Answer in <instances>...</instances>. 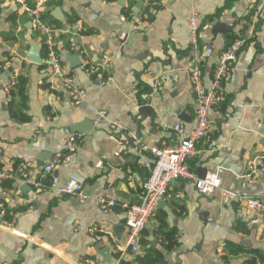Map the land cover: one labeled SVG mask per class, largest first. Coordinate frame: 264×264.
Returning <instances> with one entry per match:
<instances>
[{"label": "crops", "instance_id": "crops-1", "mask_svg": "<svg viewBox=\"0 0 264 264\" xmlns=\"http://www.w3.org/2000/svg\"><path fill=\"white\" fill-rule=\"evenodd\" d=\"M26 2L47 15L65 72L74 76L86 99L75 106L52 74L47 37L32 16L15 0H0V171L15 173L25 164L39 179L76 136L75 157L53 177L59 187L79 179L87 200L37 189L19 175L0 178V264L133 261L138 254L123 248L127 227L120 240L115 231L126 226L125 212L118 207L105 213L98 199L140 202L155 166L151 147L176 146L183 136L174 127L182 125L187 136L196 125L192 69L200 65L204 85L211 89L220 55L241 38L248 43L223 82L226 99L212 109L209 134L189 160L198 179L205 173L218 176L221 187L201 194L187 180L171 182L141 236L139 255L155 249L164 264H248L252 251L264 254V216L224 196L232 191L264 201V11L255 16L264 0ZM57 8L62 21L53 15ZM194 9L203 22L199 50L188 28ZM139 20L143 24L136 29ZM219 23L230 29L215 35ZM32 42L43 45L41 64L30 59ZM206 46L213 48L209 57L203 54ZM73 55L81 66L68 61ZM105 57L107 83L85 72L86 61L99 64ZM15 76L25 82L24 95L8 97L4 87ZM147 100L155 116L148 113L139 129V109ZM116 122L121 129L113 128ZM53 177L46 179L48 186ZM2 205L10 221L1 217ZM101 243L111 248L110 263L98 253Z\"/></svg>", "mask_w": 264, "mask_h": 264}, {"label": "built area", "instance_id": "built-area-1", "mask_svg": "<svg viewBox=\"0 0 264 264\" xmlns=\"http://www.w3.org/2000/svg\"><path fill=\"white\" fill-rule=\"evenodd\" d=\"M15 2L21 5L32 16L35 27L45 33L47 37L45 43L49 53L48 66L52 74L62 82L73 104L79 106L86 99V92L77 86L73 75L65 72L63 62L55 50V29L43 20L39 8L29 7L26 0H15ZM263 11L264 5L259 6L255 16L257 17ZM142 24V21L139 20L135 28H139ZM202 27L203 22L200 13L197 9H194L188 21V28L190 31V41L195 50L200 49V33ZM247 43L248 39L246 38L237 39L220 55L214 72L213 86L211 89H206L204 85V73L200 65H196L192 69L191 82L197 95L196 125L187 136L182 125L178 124L174 127L175 131L183 136L180 143L176 146L157 145L151 147L150 151L156 161L150 177L144 182V194L140 202L137 204L123 203L119 205L112 198L105 196L99 197V205L105 213H113L118 207L125 212L126 227L128 229L123 245L125 250H131L134 254L141 252V236L156 213L160 200L167 194L168 186L171 182L187 180L194 184L201 194H211L221 187V180L218 176H207L205 179H198L196 174L191 170L189 160L197 154L198 145L209 134L211 128V111L226 99L225 93L222 90L223 82L232 72L240 52L246 47ZM71 49H77V43L75 41L71 42ZM212 53L213 48L211 46L204 48L203 54L206 57L211 56ZM109 66L110 63L106 57L99 64L86 61L85 72L99 78L103 83H107L110 79L108 75ZM17 78L15 76L4 87V94L8 97H11L12 89L17 85ZM112 126L114 129L122 128L121 123L117 122ZM77 149L78 140L76 136H73L67 142L65 151L59 153L53 162L43 168L42 177L39 179L32 177L27 172L28 170L25 164H21L15 173L0 171V178L10 179L19 175L23 177L27 185L37 189L50 188L58 196H73L85 202L87 197L84 193L83 183L79 179L73 177L66 185L59 187L57 185L58 178L53 177L55 171L59 170L62 165L75 157ZM48 176L53 177L52 183L49 186L46 184ZM224 196L229 202L244 205L248 209L264 216V201L261 199L244 198L232 191H224ZM5 216L6 212L2 205L1 217L5 218ZM6 224L11 225L8 222ZM92 231L96 232L98 228L95 227Z\"/></svg>", "mask_w": 264, "mask_h": 264}, {"label": "water", "instance_id": "water-1", "mask_svg": "<svg viewBox=\"0 0 264 264\" xmlns=\"http://www.w3.org/2000/svg\"><path fill=\"white\" fill-rule=\"evenodd\" d=\"M53 15L55 16V18H57L58 20H63V14H62V10L60 8H57L54 12ZM230 29V25H226L223 23H219L217 25L214 26L213 29V33L216 35L218 33H222L226 30ZM42 44H37L35 42L31 43V51L29 53L30 59L33 63L35 64H41L42 63V57H41V51H42ZM68 61L71 63L72 66H81L82 65V61L80 59L79 56L77 55H73V56H69L68 57ZM13 72V68L10 69V71H8L7 76ZM6 76V78H8ZM197 98V97H196ZM148 113H150V117L153 118L155 116L154 110L152 109V107H150V102L147 100L145 101V103L140 107L139 109V114L141 116V120L138 121V127L140 129L141 127V123L143 120L146 119V117L148 116ZM141 135L140 133H138L136 139H140ZM54 159L51 160V162H53ZM207 173H205V175L203 176V179H205ZM206 176V177H205ZM161 204V201L159 202V205ZM126 230V226L122 225V226H118L115 231L117 233L118 239L120 240L122 238V234L125 232ZM121 236V237H120ZM98 253L104 258L105 261H107L108 263H110L111 260V248L110 247H106L104 245V243H101L99 245V247L97 248ZM135 264H139V263H135Z\"/></svg>", "mask_w": 264, "mask_h": 264}, {"label": "trees", "instance_id": "trees-1", "mask_svg": "<svg viewBox=\"0 0 264 264\" xmlns=\"http://www.w3.org/2000/svg\"><path fill=\"white\" fill-rule=\"evenodd\" d=\"M52 5L51 3H48V6ZM43 20L47 18L46 14L42 15ZM25 91V82L21 80L20 78H17V85L12 89V95H16L18 93L19 95H24ZM6 219L9 221L11 220L8 211H6ZM168 240H172L173 237L169 234H167ZM240 250L232 251L233 254H238ZM253 259L248 262V264H264V254L260 251H252ZM121 254L118 255L120 258ZM164 264V257L161 252L155 249H149L145 255H137L136 258L131 260H121L120 264Z\"/></svg>", "mask_w": 264, "mask_h": 264}]
</instances>
